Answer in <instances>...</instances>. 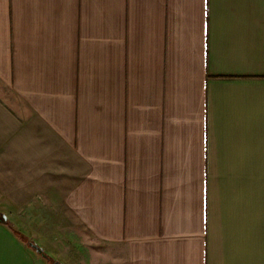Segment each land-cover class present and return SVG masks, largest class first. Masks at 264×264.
I'll return each mask as SVG.
<instances>
[{
	"label": "crops",
	"instance_id": "obj_1",
	"mask_svg": "<svg viewBox=\"0 0 264 264\" xmlns=\"http://www.w3.org/2000/svg\"><path fill=\"white\" fill-rule=\"evenodd\" d=\"M55 263L264 264V0H0V264Z\"/></svg>",
	"mask_w": 264,
	"mask_h": 264
},
{
	"label": "water",
	"instance_id": "obj_2",
	"mask_svg": "<svg viewBox=\"0 0 264 264\" xmlns=\"http://www.w3.org/2000/svg\"><path fill=\"white\" fill-rule=\"evenodd\" d=\"M32 247L38 252V253H43V251L36 245H32ZM55 264H59V263H55Z\"/></svg>",
	"mask_w": 264,
	"mask_h": 264
},
{
	"label": "trees",
	"instance_id": "obj_3",
	"mask_svg": "<svg viewBox=\"0 0 264 264\" xmlns=\"http://www.w3.org/2000/svg\"><path fill=\"white\" fill-rule=\"evenodd\" d=\"M43 257L46 258V259H48V257L46 255H44V254H43Z\"/></svg>",
	"mask_w": 264,
	"mask_h": 264
}]
</instances>
